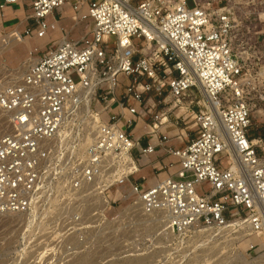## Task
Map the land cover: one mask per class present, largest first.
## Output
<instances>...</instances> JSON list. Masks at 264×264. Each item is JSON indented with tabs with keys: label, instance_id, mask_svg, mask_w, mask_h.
Returning <instances> with one entry per match:
<instances>
[{
	"label": "built area",
	"instance_id": "2783aa9c",
	"mask_svg": "<svg viewBox=\"0 0 264 264\" xmlns=\"http://www.w3.org/2000/svg\"><path fill=\"white\" fill-rule=\"evenodd\" d=\"M21 1L30 5L42 37L55 28L56 21L46 17L66 0ZM82 1L88 5L81 18L92 24L90 36L61 38L27 64L21 77L0 63V110L10 127L0 136V215L29 210L54 173L66 172L55 166L54 139L66 111L92 91L90 106L94 102L106 111L114 103L118 111L103 120L91 109L99 118L96 134L68 167L66 185L76 193L100 174L107 201L101 218L113 207L107 192L129 182L138 157L154 150L139 147L130 135L143 118L150 120L152 134L174 122L191 135L182 149H167L179 165L176 171L146 190L130 183L132 202H139L145 215L164 213L168 228L181 238L196 231L222 240L264 235V151L258 145L262 139L250 134L254 100H264V68L255 71L234 52L232 8L205 0H192L191 7L188 0ZM120 75L126 79L121 87ZM193 90L205 95L203 103L185 101ZM168 95L185 109L179 118L170 110L154 111L168 105ZM152 96L158 98L153 105ZM71 218L68 232L88 228L80 213Z\"/></svg>",
	"mask_w": 264,
	"mask_h": 264
},
{
	"label": "rangeland",
	"instance_id": "374dc122",
	"mask_svg": "<svg viewBox=\"0 0 264 264\" xmlns=\"http://www.w3.org/2000/svg\"><path fill=\"white\" fill-rule=\"evenodd\" d=\"M205 1L232 8L236 19L231 34L234 52L255 71L264 68V0ZM188 5L193 6L192 0ZM118 82L121 87L126 79L120 75ZM191 99L204 101L196 90L185 97V101ZM96 108L93 102L90 110L96 113ZM115 112L104 111L102 119L109 120ZM92 116L98 119L93 113ZM0 119L3 134L10 129L8 117L0 112ZM88 127L79 106L70 107L66 125L53 144L55 166L66 172L61 176L54 173L29 210L0 215V264H264L263 234L222 240L196 231L185 238L177 236L174 242L187 241V249L173 252L166 246L167 230L164 219L159 217L162 212L145 215L142 209L133 210L135 203L130 201L123 207L111 208L108 218H101L105 208L98 206L90 189L74 193L66 185L68 167L82 157L92 141L90 133L96 128ZM250 134L262 139L258 145L264 151V100H254ZM197 189L202 190L201 186ZM109 197L117 198L111 191ZM74 213H80L88 228L68 232L74 226Z\"/></svg>",
	"mask_w": 264,
	"mask_h": 264
},
{
	"label": "crops",
	"instance_id": "0c3cea01",
	"mask_svg": "<svg viewBox=\"0 0 264 264\" xmlns=\"http://www.w3.org/2000/svg\"><path fill=\"white\" fill-rule=\"evenodd\" d=\"M77 2L78 0H66L59 11H53L52 14L48 15L46 21L53 22L55 20V28H47L45 34L38 37L37 32L40 28L30 17L32 10L27 2L18 0L14 3H5L4 0H0V43L4 38H7V41L15 37L18 39L13 45L6 43L3 45L4 47L0 46V63L8 69L18 70L28 61L36 62L52 50L63 37L76 40L83 36H90L92 24L81 18L87 13V2L80 0L77 5L78 8L75 9L74 6ZM86 28L88 29L86 30ZM26 31L29 33L27 34ZM121 90L122 88L117 90L118 97L121 95ZM156 100L158 98L155 96L150 97L152 105ZM166 101L168 105L164 109V106L160 104L154 107V111L164 112L170 110L171 116L177 118L185 112L184 107L177 106L170 95L167 96ZM97 109L99 113L104 111V108L100 105L97 106ZM111 109L114 112L118 111V107L114 103ZM151 129L150 120L141 118L137 120L136 125L130 132L132 139L137 142L139 147L152 145L154 150L138 157V171L130 177L129 182L112 187L109 190L117 197L114 200L109 197L113 205L112 210L133 201L135 196L131 191V182H137L141 190H146L176 171L179 166L176 159L167 152V149H182L191 135H188L186 131L181 132V126L176 125L174 122L161 125L157 134H152ZM160 135H167L169 140L161 142L159 140ZM133 154L136 157L138 156L137 149H134ZM170 163L173 164L170 166Z\"/></svg>",
	"mask_w": 264,
	"mask_h": 264
},
{
	"label": "bare ground",
	"instance_id": "6f19581e",
	"mask_svg": "<svg viewBox=\"0 0 264 264\" xmlns=\"http://www.w3.org/2000/svg\"><path fill=\"white\" fill-rule=\"evenodd\" d=\"M6 39L7 38H4L2 40V42L0 43L1 44L0 46L5 45L6 43H8L10 45H13V43H16L18 41V39L16 37L15 38H12L11 40L9 39V41H7ZM0 52H1V48H0ZM29 63H31V61L30 62L28 61V62L24 63L25 65L23 67H21L17 71H15V73H14L15 76L16 77H21L23 75V72H24L27 64H29ZM201 96H203L205 98V95L204 94H202ZM91 99H92V91H90L88 93V95L84 98V101L82 102V104L79 105V109H80L81 112L84 113V116H85V124L87 126H89V127H94L95 126V128L97 129V123H98L97 120L99 118L96 119V116H92V113H91V110H90V102H91ZM206 104L208 105V107L211 110H213V108H212V106H211L210 103L208 104L207 101H206ZM68 110L65 113L64 120H63V124H62V127L59 130V133L58 134H60L61 130L66 125V121L68 120ZM0 112L3 113V111H1V110H0ZM7 117H8V115H7ZM2 127H4V123H3V120L0 119V136H2L4 134V133L3 134L1 133ZM96 129H95V132L94 133H90V137H91L92 140L95 137ZM54 140H56V138ZM99 177H100V174H99L98 178H96L92 183H90L88 185H85L83 188L84 189L85 188L86 189H90L91 192L93 193V197L98 202V206L101 207L102 209H104L106 207V205H107V201L105 200V197L102 194V190L106 186V184H104L103 180L99 181ZM132 207H133V210H136L137 209L139 211V210L142 209L141 208V204L139 202H136L134 204V206H132ZM130 209H132V208H130ZM159 217H161V218L164 219V229L167 230V232H166L167 233L166 234L167 237H166V240H165L166 246L167 247H170L171 251H173V252H182L185 249H187V245H186L187 244V241L181 239V240H179L177 242H174V240L176 239L177 235L173 234V232L168 228V226H167V219H166L165 215L163 213H161Z\"/></svg>",
	"mask_w": 264,
	"mask_h": 264
}]
</instances>
